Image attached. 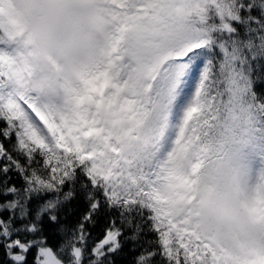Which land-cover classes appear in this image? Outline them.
<instances>
[{"label":"snow or ice","instance_id":"obj_1","mask_svg":"<svg viewBox=\"0 0 264 264\" xmlns=\"http://www.w3.org/2000/svg\"><path fill=\"white\" fill-rule=\"evenodd\" d=\"M125 255L264 264V0H0V264Z\"/></svg>","mask_w":264,"mask_h":264},{"label":"trees","instance_id":"obj_2","mask_svg":"<svg viewBox=\"0 0 264 264\" xmlns=\"http://www.w3.org/2000/svg\"><path fill=\"white\" fill-rule=\"evenodd\" d=\"M12 182L19 184L20 180L15 175H13V181ZM6 214L7 213H5V215ZM49 242H50V244H52L53 247H56L57 243L59 242V238L53 236L50 238ZM117 259H118V264H130L132 257L125 255V256L119 257Z\"/></svg>","mask_w":264,"mask_h":264}]
</instances>
